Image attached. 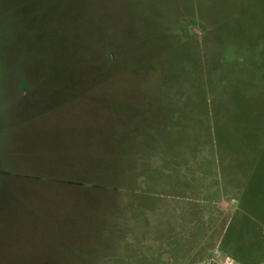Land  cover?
I'll return each instance as SVG.
<instances>
[{
  "label": "rangeland",
  "instance_id": "obj_1",
  "mask_svg": "<svg viewBox=\"0 0 264 264\" xmlns=\"http://www.w3.org/2000/svg\"><path fill=\"white\" fill-rule=\"evenodd\" d=\"M0 264H264V0H0Z\"/></svg>",
  "mask_w": 264,
  "mask_h": 264
}]
</instances>
